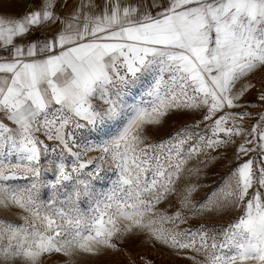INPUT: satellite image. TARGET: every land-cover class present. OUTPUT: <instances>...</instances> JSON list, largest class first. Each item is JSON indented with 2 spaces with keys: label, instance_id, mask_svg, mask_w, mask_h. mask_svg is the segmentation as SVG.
Returning a JSON list of instances; mask_svg holds the SVG:
<instances>
[{
  "label": "snow or ice",
  "instance_id": "snow-or-ice-1",
  "mask_svg": "<svg viewBox=\"0 0 264 264\" xmlns=\"http://www.w3.org/2000/svg\"><path fill=\"white\" fill-rule=\"evenodd\" d=\"M0 7L24 9L0 14V264H120L136 240L264 264V0ZM218 162L193 203L181 181Z\"/></svg>",
  "mask_w": 264,
  "mask_h": 264
},
{
  "label": "rangeland",
  "instance_id": "rangeland-1",
  "mask_svg": "<svg viewBox=\"0 0 264 264\" xmlns=\"http://www.w3.org/2000/svg\"><path fill=\"white\" fill-rule=\"evenodd\" d=\"M185 121L190 120V116L183 118ZM179 121L171 122L169 127L165 131L171 130L178 126ZM232 151L229 149L228 156L231 157ZM191 167V164L189 165ZM234 163L225 165L223 162H218L216 164L209 165L207 167L200 165V173L193 174L190 177L186 174L185 179L181 181V185L184 183H192L197 185V190L192 193L191 199L193 203H199L204 200V198L218 185L222 183L223 177L226 175L228 169L233 167ZM237 211L233 210L225 213L222 217L207 220V219H192L190 220L191 225H198L201 223H211V224H226L229 219L236 216ZM187 227V226H186ZM126 251L119 256L120 264H128L129 258L135 259L139 255L147 256L151 258L153 264H192L188 259H184L175 255H172L167 249L160 248L157 246L153 248L147 243L141 244L139 240L130 241L126 246ZM115 258L105 259L103 257L97 258L89 255L82 257H77V264H111V260Z\"/></svg>",
  "mask_w": 264,
  "mask_h": 264
},
{
  "label": "crops",
  "instance_id": "crops-1",
  "mask_svg": "<svg viewBox=\"0 0 264 264\" xmlns=\"http://www.w3.org/2000/svg\"><path fill=\"white\" fill-rule=\"evenodd\" d=\"M6 0H0V5L5 4ZM24 9L22 7L16 8H8V7H0V14H10V15H20ZM32 37H29L31 39Z\"/></svg>",
  "mask_w": 264,
  "mask_h": 264
}]
</instances>
